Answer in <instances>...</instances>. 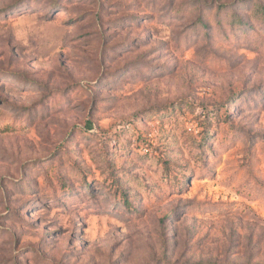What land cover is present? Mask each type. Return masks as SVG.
<instances>
[{
    "label": "rangeland",
    "instance_id": "1",
    "mask_svg": "<svg viewBox=\"0 0 264 264\" xmlns=\"http://www.w3.org/2000/svg\"><path fill=\"white\" fill-rule=\"evenodd\" d=\"M260 7L0 0V264H264Z\"/></svg>",
    "mask_w": 264,
    "mask_h": 264
},
{
    "label": "trees",
    "instance_id": "2",
    "mask_svg": "<svg viewBox=\"0 0 264 264\" xmlns=\"http://www.w3.org/2000/svg\"><path fill=\"white\" fill-rule=\"evenodd\" d=\"M256 15H259V19L260 21L264 22V7H260V8H257L256 10ZM231 23L234 24V25H238V27L242 28L244 26L247 25V23L244 22V20H242L239 15H236L234 14L232 16V18L230 19ZM223 137L219 138L217 141V143L219 144L221 141H222ZM224 141V140H223ZM174 173V172H173ZM174 179L176 181H178V184L181 185V182H182V179H179L178 175L177 174H174ZM187 178V177H185ZM90 183L89 182H85V186L89 185ZM246 188H259V186H251V185H248ZM263 188V187H261ZM128 207H130V205H128Z\"/></svg>",
    "mask_w": 264,
    "mask_h": 264
}]
</instances>
